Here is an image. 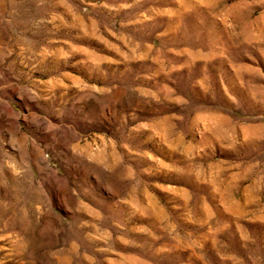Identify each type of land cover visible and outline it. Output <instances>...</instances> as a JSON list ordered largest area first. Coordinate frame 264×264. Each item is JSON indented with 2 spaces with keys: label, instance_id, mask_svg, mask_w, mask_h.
<instances>
[{
  "label": "rangeland",
  "instance_id": "obj_1",
  "mask_svg": "<svg viewBox=\"0 0 264 264\" xmlns=\"http://www.w3.org/2000/svg\"><path fill=\"white\" fill-rule=\"evenodd\" d=\"M0 264H264V0H0Z\"/></svg>",
  "mask_w": 264,
  "mask_h": 264
}]
</instances>
